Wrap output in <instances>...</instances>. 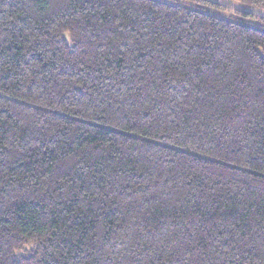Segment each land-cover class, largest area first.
Returning a JSON list of instances; mask_svg holds the SVG:
<instances>
[{"label":"trees","instance_id":"obj_1","mask_svg":"<svg viewBox=\"0 0 264 264\" xmlns=\"http://www.w3.org/2000/svg\"><path fill=\"white\" fill-rule=\"evenodd\" d=\"M190 3L0 0V264H264V18Z\"/></svg>","mask_w":264,"mask_h":264},{"label":"rangeland","instance_id":"obj_2","mask_svg":"<svg viewBox=\"0 0 264 264\" xmlns=\"http://www.w3.org/2000/svg\"><path fill=\"white\" fill-rule=\"evenodd\" d=\"M161 1L170 4H183L188 7H193V5L190 3V0H161ZM204 1L211 2L214 5H212L210 8H206V10L202 8V11H204L208 15L220 19L238 22V18L236 17L235 13L232 12V10H238L256 15L260 18H264V9L247 7L233 0H204ZM259 25H260L259 27L264 30V23H261Z\"/></svg>","mask_w":264,"mask_h":264}]
</instances>
